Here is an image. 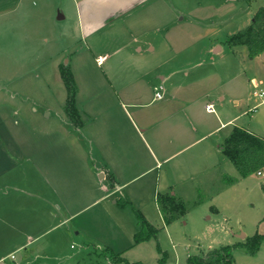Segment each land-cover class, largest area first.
I'll list each match as a JSON object with an SVG mask.
<instances>
[{
  "label": "crops",
  "instance_id": "1",
  "mask_svg": "<svg viewBox=\"0 0 264 264\" xmlns=\"http://www.w3.org/2000/svg\"><path fill=\"white\" fill-rule=\"evenodd\" d=\"M64 4L77 36L68 42L71 59L54 65L65 87L57 117L49 112L44 124L24 126L25 105L0 89V264H154L157 240L134 241L136 213L162 230L161 246L177 222L164 224L158 195L192 203L208 178L236 171L222 149L235 127L264 139V98L254 95L264 92V52L250 57L247 47L227 44L264 0ZM62 65L76 84L78 125L66 109ZM235 178L208 200L214 213L245 180L238 171ZM66 241L80 250L64 253ZM184 253L173 252L166 264H186L192 254Z\"/></svg>",
  "mask_w": 264,
  "mask_h": 264
},
{
  "label": "rangeland",
  "instance_id": "2",
  "mask_svg": "<svg viewBox=\"0 0 264 264\" xmlns=\"http://www.w3.org/2000/svg\"><path fill=\"white\" fill-rule=\"evenodd\" d=\"M64 14L66 19H62ZM76 36V22L64 0H0V89L6 94L15 91L25 105L24 126L44 124L47 120L42 115L45 117L49 112L57 117V101L65 94V87L55 77L54 65L66 64L71 59L68 42ZM61 51L64 57L59 58L57 54ZM46 59L50 62L43 65ZM36 63H40L41 68H32ZM236 171L231 169V173L226 172V177L235 178ZM206 182L192 195V202L201 200L206 204L192 213L190 210L186 218L177 220L172 233L162 239L161 246L158 240L152 243L151 252L157 257L154 264H159L163 257L158 253V245L168 259V256L173 257V252L200 255L206 249L245 243L246 237L264 235V176L245 177L231 190L232 196L224 195L219 199L225 203L219 205L221 212L218 214L211 211L207 203L222 186L223 180L214 174ZM226 215L229 218L226 219ZM208 216L212 218L207 219ZM232 232L239 233L240 238L236 239ZM72 244L75 249L70 248ZM61 250L71 254L78 252L80 245L78 241H66L61 244ZM92 251L94 248L90 246L89 252ZM234 258V264H264V243L255 256L240 248L234 252Z\"/></svg>",
  "mask_w": 264,
  "mask_h": 264
},
{
  "label": "trees",
  "instance_id": "3",
  "mask_svg": "<svg viewBox=\"0 0 264 264\" xmlns=\"http://www.w3.org/2000/svg\"><path fill=\"white\" fill-rule=\"evenodd\" d=\"M227 44L230 47H247L250 57H256L263 53L264 7H261L255 13L251 25L230 36L227 39ZM60 72L68 90L67 112L75 124L78 125L80 117L75 105L77 88L72 71L68 66L62 65ZM222 149L241 177L245 178L264 171V139L249 133L245 129L235 127L225 139ZM236 181V178H228L226 176L223 178L224 186H230ZM157 202L166 226L185 217L190 210L203 203L201 200L189 203L171 193L159 194ZM136 215L139 230L134 236L135 243L139 244L150 239L158 240L161 229L152 225L140 212H137ZM245 241V243H236L212 249L200 255H191L187 258L186 264H234V252L240 248H243L247 254L255 256L261 244L264 243V235L256 234ZM158 253L163 256L159 260V264H166V254L162 252L159 245ZM114 261L123 262L124 260L118 257Z\"/></svg>",
  "mask_w": 264,
  "mask_h": 264
},
{
  "label": "built area",
  "instance_id": "4",
  "mask_svg": "<svg viewBox=\"0 0 264 264\" xmlns=\"http://www.w3.org/2000/svg\"><path fill=\"white\" fill-rule=\"evenodd\" d=\"M163 91H164V88H163V86H161V85H160V86H157V87L155 88V98H156L157 100H161V99L163 98ZM254 95L259 96L261 99L264 98V92H262V91H256V92L254 93ZM206 110H207L208 112H214V111H215L213 105H209V106H207ZM258 175H263V172H258Z\"/></svg>",
  "mask_w": 264,
  "mask_h": 264
}]
</instances>
